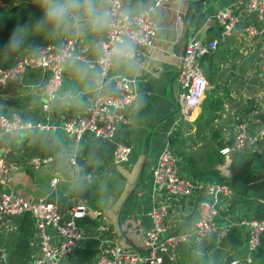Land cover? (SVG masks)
Instances as JSON below:
<instances>
[{
  "label": "crops",
  "instance_id": "0c3cea01",
  "mask_svg": "<svg viewBox=\"0 0 264 264\" xmlns=\"http://www.w3.org/2000/svg\"><path fill=\"white\" fill-rule=\"evenodd\" d=\"M153 1L125 0L124 6L133 13ZM98 3L105 7L104 0ZM226 7H233L239 21L230 34L224 35L217 14ZM154 15L159 24L154 43L137 45L132 64L114 61L112 66L111 74L130 79L137 95L127 110L129 122L117 128L112 140L97 138L92 132H86L78 140L61 127L64 117L86 114L94 103L97 78L93 73L99 70L100 52L97 45L106 31L95 32L87 25L83 28L76 25L58 36V42L76 38L75 51L83 58L71 56L65 60L63 83L50 112L43 110L46 94L30 87L41 78L38 68L0 84V114L49 125L46 130L24 131L15 138L0 137L8 167L7 172L0 170L1 190L14 189L28 200L48 197L57 203L64 220H68L72 207L81 202L82 185L92 179L85 171V147L91 142L104 146L107 157L102 162L104 174L99 181V194L93 204H86L87 216L93 223L82 226L85 237L72 253L62 257V264H81L77 249L85 248L92 239L98 241V254L110 249L113 243H118L126 253H143L142 231L153 226L150 212L154 206L167 207L166 233H191L196 229L201 194L172 196L154 182L153 170L167 145L175 153L180 170L184 157H193L206 170L227 173L231 155H220V144L231 143L235 131L243 124L249 135L258 136L257 150L264 155L261 66L264 19L248 10L247 0H169L155 8ZM250 22L259 28L254 36L245 29ZM211 26L216 28L213 32H220L221 40L214 52L201 58L208 87L198 105L182 111L177 73L185 46L192 38L207 39ZM85 67L89 70L85 71ZM218 100L220 106L215 109ZM183 118L185 141L180 134ZM46 138L59 143L60 156L41 168H33L26 148L30 142ZM119 144L129 145L132 154L128 161L115 163L114 151ZM181 174L186 177L182 170ZM55 177L61 181L52 187ZM262 217L264 200L241 204L234 196L222 197L216 219L221 232L192 234L178 248V264H226L229 255L238 260V264H245L248 229L240 223ZM19 222L17 216L0 218V234L17 230ZM236 233L243 237L238 247L235 246ZM49 235L53 247L57 248L61 237L52 228ZM33 254V260L42 256L38 235L33 238ZM96 260L90 264H96ZM164 264L174 263L167 259Z\"/></svg>",
  "mask_w": 264,
  "mask_h": 264
},
{
  "label": "built area",
  "instance_id": "2783aa9c",
  "mask_svg": "<svg viewBox=\"0 0 264 264\" xmlns=\"http://www.w3.org/2000/svg\"><path fill=\"white\" fill-rule=\"evenodd\" d=\"M169 0H154L146 7L129 12L125 9V0H104L105 7L113 14V26L106 30V35L100 43L104 45V53L99 52L97 62L99 70H103L102 79H96V98L88 113L64 117L61 127L67 132L81 139L86 132H92L95 137L103 140H112L120 125L127 124L128 108L136 100L135 86L130 79L113 76L111 74L114 60L106 63V55L111 52L117 39L131 37L135 45H152L157 37L159 24L154 15L155 8ZM6 3V0H0ZM247 8L257 12L264 19V0H247ZM180 18V16H179ZM217 20L223 28V34H230L234 25L239 21V14L233 7L221 9ZM246 32L254 36L259 28L254 22L245 27ZM224 38V37H222ZM221 38L212 40L192 38L185 46L177 79L181 86L182 111L185 108L196 106L202 100L208 87L204 67L200 59L207 52L217 49ZM76 38L71 37L63 42H49L36 52H24L11 66H0V84L25 74L31 68H38L41 72L39 81L31 84V88L42 91L47 96L43 110L50 112L51 103L59 96L63 83L64 63L68 57L83 55L75 51ZM262 84L264 89V46L261 49ZM49 125L40 121L23 120L19 116L0 114V137L15 138L24 131H43ZM258 136L249 135L246 126L241 125L235 131L231 143L221 149L223 155L236 151L257 150ZM5 147L0 145V170L7 172V161L3 156ZM132 154L129 145L119 144L114 151L115 163L128 161ZM54 161L53 157H32L29 164L33 168H41ZM72 163L75 159L72 158ZM155 184L172 196H190L201 194L199 215L196 229L191 233L168 234L165 222L167 207L154 206L150 212L153 226L142 231L145 251L143 253H126L118 243H113L110 249L100 252L96 264H164L168 259L177 264V251L181 244L189 240L192 234L220 233L216 226V219L220 213L222 197H233V190L223 183H195L181 174L180 166L170 145H167L159 155L153 170ZM91 178V175H88ZM61 178L55 177L51 186L56 185ZM30 212L36 218L37 235L41 241L42 256L29 264H62V257L72 253L79 241L85 237V230L79 220L88 214V208L83 201L74 205L71 216L64 220L63 213L57 203L48 197H39L28 200L20 196L14 189L0 190V218L20 216ZM240 225L248 229V253L245 264H253L254 257L261 247L264 234V217L243 220ZM54 229L61 237L57 248L51 243L49 229ZM4 259L7 260L5 255ZM234 259L231 264H238Z\"/></svg>",
  "mask_w": 264,
  "mask_h": 264
},
{
  "label": "trees",
  "instance_id": "16d2710c",
  "mask_svg": "<svg viewBox=\"0 0 264 264\" xmlns=\"http://www.w3.org/2000/svg\"><path fill=\"white\" fill-rule=\"evenodd\" d=\"M42 16L41 10L35 6V0H6V3L0 2V66H11L24 52H36L49 42H58L59 35L49 36L47 29L44 33L34 31ZM14 29L20 41L18 45L9 43ZM213 29L216 28L214 26L209 28L208 40L220 36V32L218 30L213 32ZM200 62L202 64V59ZM215 103L214 108H219L220 101L218 100ZM225 145L227 144L221 143L220 147L223 148ZM26 150L29 158L37 156L57 158L61 153L59 143L53 138L30 142ZM84 156L86 161L85 171L91 175L92 179L82 185L80 197L81 201L91 205L99 194V181L104 174L102 162L107 155L102 144L91 142L85 147ZM183 161L184 163L181 166L183 174L185 173L186 178L195 183L217 182L226 184L233 190L236 202L241 204L264 200V155L258 150L232 153L227 173H223L218 169L206 170L200 167L198 161L193 157H184ZM17 217H20L18 229L0 234V264H29L33 261V238L37 235L36 218L30 212ZM79 223L84 226V224H92L93 220L90 216H87L80 219ZM242 238L238 234L235 241L236 247H238V244L243 243ZM97 245L98 241L92 239L88 241L85 248L77 249L81 264H90L96 260L98 255ZM3 255L7 260L4 259ZM253 264H264V234L261 247L254 257Z\"/></svg>",
  "mask_w": 264,
  "mask_h": 264
},
{
  "label": "clouds",
  "instance_id": "9594fccd",
  "mask_svg": "<svg viewBox=\"0 0 264 264\" xmlns=\"http://www.w3.org/2000/svg\"><path fill=\"white\" fill-rule=\"evenodd\" d=\"M43 13L42 19L36 24L34 31L44 33L47 29L49 36H58L73 26L87 25L92 31L104 32L113 26V14L106 7H100L98 0H35ZM15 29L11 33L9 43L19 44ZM101 54L104 53L103 43L97 45ZM135 57V45L131 37L117 39L111 52L106 55V63L113 60L117 64H132ZM85 71L89 70L87 67ZM97 79H102L103 70H94Z\"/></svg>",
  "mask_w": 264,
  "mask_h": 264
},
{
  "label": "rangeland",
  "instance_id": "374dc122",
  "mask_svg": "<svg viewBox=\"0 0 264 264\" xmlns=\"http://www.w3.org/2000/svg\"><path fill=\"white\" fill-rule=\"evenodd\" d=\"M184 122H185V119L183 118L182 120H181V129H180V134H181V138H182V140H184L185 141V124H184ZM225 146H227V145H225ZM224 146V147H225ZM178 147H179V145H178ZM223 147V148H224ZM181 148V147H180ZM222 149V148H221ZM183 151H185V147H184V149H183ZM177 153V152H176ZM220 153H221V150H220ZM219 153V154H220ZM222 154V153H221ZM229 155H231V153L229 154ZM227 156V155H226ZM223 159V158H222ZM213 257V255L211 256V257H209V261L211 260V258Z\"/></svg>",
  "mask_w": 264,
  "mask_h": 264
},
{
  "label": "water",
  "instance_id": "95a60500",
  "mask_svg": "<svg viewBox=\"0 0 264 264\" xmlns=\"http://www.w3.org/2000/svg\"><path fill=\"white\" fill-rule=\"evenodd\" d=\"M234 258L232 255H229L227 258H226V264H231L233 262Z\"/></svg>",
  "mask_w": 264,
  "mask_h": 264
}]
</instances>
